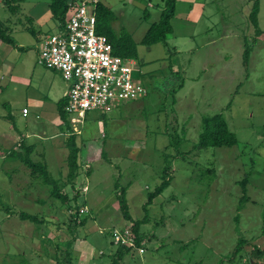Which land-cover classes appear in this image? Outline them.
<instances>
[{"label": "rangeland", "instance_id": "1", "mask_svg": "<svg viewBox=\"0 0 264 264\" xmlns=\"http://www.w3.org/2000/svg\"><path fill=\"white\" fill-rule=\"evenodd\" d=\"M148 1L111 0L110 7L117 15L113 27L129 32L137 44L132 76L147 95L106 114H87L76 138L80 170L74 185L66 184L68 148L60 138L29 154L59 181L64 203L49 196L42 177L4 151L11 145L0 146V264H264V257L251 262L247 252L250 245L264 246V0L257 39L248 20L251 0H191L189 11L196 15L187 22L171 19L167 46H144L140 40L161 12L159 1L150 7ZM4 7L0 21L8 15ZM246 45L251 52L244 65ZM9 112L0 98L1 120L24 125ZM216 114L238 143L196 147L202 119ZM7 125L0 121L1 129ZM11 133L6 129L4 137ZM166 168L169 187L144 210L147 193ZM85 175L88 184L82 186ZM245 178L248 201L238 209ZM124 187L132 220L146 218L140 227L145 253H128L117 262L111 255L118 247L107 231L130 224L117 203ZM79 191L85 197L73 199ZM75 206L87 209L78 214L79 221L87 217L82 226L70 225ZM20 213L38 221L20 219ZM239 239L248 244L232 257Z\"/></svg>", "mask_w": 264, "mask_h": 264}, {"label": "crops", "instance_id": "2", "mask_svg": "<svg viewBox=\"0 0 264 264\" xmlns=\"http://www.w3.org/2000/svg\"><path fill=\"white\" fill-rule=\"evenodd\" d=\"M10 2L17 7L16 11L11 13L4 7L8 15L1 22L7 28L15 45L0 41V98L2 105L9 109V113L14 117H20L24 125L21 127L17 124L7 125L0 118V121L7 125L3 129L0 128V146L11 145L4 150L6 152L17 149L31 155L43 151L39 148L37 150L36 146L56 145L59 138L65 145L70 136L68 126L59 115V106L62 104L66 106L67 103L68 85L59 72L46 69L37 63L39 44L45 36L51 34V30L59 29L58 23L49 12L48 2L44 3L43 0ZM150 2L152 3V0L147 3L149 7ZM106 5L112 7L111 0L109 5L107 3ZM192 7L191 0H176L174 20L189 21L196 15L189 11ZM189 37L192 39L193 36ZM125 104L128 103L121 106ZM23 109L27 110L25 116L22 113ZM6 129L13 131L7 139L4 137ZM83 129L80 136L83 135ZM85 179L86 182L82 186L88 184V177ZM85 194L82 193L84 197Z\"/></svg>", "mask_w": 264, "mask_h": 264}, {"label": "built area", "instance_id": "3", "mask_svg": "<svg viewBox=\"0 0 264 264\" xmlns=\"http://www.w3.org/2000/svg\"><path fill=\"white\" fill-rule=\"evenodd\" d=\"M68 12L56 33L43 38L37 63L57 71L68 85L67 103L70 135H80L88 112L108 113L124 103L143 99L147 89L133 79L136 60L113 54L104 35L96 33L98 0H65ZM120 104V105H119ZM23 115L27 110L23 109ZM87 211L83 208L79 214ZM111 244L141 257L145 243L136 244L130 228L113 229Z\"/></svg>", "mask_w": 264, "mask_h": 264}, {"label": "trees", "instance_id": "4", "mask_svg": "<svg viewBox=\"0 0 264 264\" xmlns=\"http://www.w3.org/2000/svg\"><path fill=\"white\" fill-rule=\"evenodd\" d=\"M10 1H13L15 3V0H2V5L5 6V8L13 13L16 11V6H13ZM159 1L161 5V12H160V18L157 22L152 23L151 26L147 29L144 36L140 40V44L144 46H152L156 44H163L164 46H167L166 38L169 34L172 33V26H171V19L174 16L175 11V3L176 0H157ZM48 8L49 12L52 16V18L55 20V22L58 23V25L64 24L67 12H68V5L65 0H48ZM259 11V0H251V8L248 15L249 23L252 25L254 30V36L257 39V37H260L262 34V31L258 27L257 22V15ZM95 13H96V33L100 35H104L109 43L112 46L113 54L116 56H119L124 59H137V44L134 42L132 35L124 30L123 28H120L119 30H116L113 25L117 21V15L111 10L109 6H107L105 3L98 0L95 7ZM0 41L15 45L12 38L9 36L7 28L4 26V24L0 21ZM255 41V40H254ZM248 47V48H247ZM251 52V48L246 45L244 52H243V63L244 65H247L249 60V54ZM171 74H175L178 76L179 72L176 70L170 71ZM182 81L179 83V85L172 90V96L173 93L177 92L178 89L182 87ZM65 105L62 104L59 106V115L60 118L65 122V124L68 126L69 130L71 131V128L69 126L68 116L64 111ZM101 113V112H100ZM106 114V113H102ZM76 135H70L66 142L65 146L68 148V155L66 158V166L68 169V174L66 176V184L74 185L76 183V179L79 176V164H78V153L79 149L76 146ZM238 143L236 135L230 131L228 128V125L225 121V119L222 117L221 114H216L211 117L203 118L202 119V126H201V132L199 133L198 137V143L196 144V147L208 149V148H221V147H233ZM10 157L14 159H19L23 162V164L30 170V173L33 176L42 177V183L48 187H50L49 196L52 198H58L61 200V202H65L67 200L66 195H62L60 193L59 189V181L52 178V176L47 172L46 166L39 162H33L29 157V152H19L16 150H12L9 152ZM248 178H245L240 182L242 189V193L244 195L239 198L238 200V209H241L244 204L248 201V198L246 197L245 193V186L248 183ZM161 182L156 186V188L147 193V201L144 205V210H147L148 206H150L154 199L161 196L166 190L170 183H171V176L169 175L168 169L166 168L163 171V174L161 176ZM127 187H124L121 189V192L119 197L117 198L118 207L121 211L122 218L127 221L129 227L132 231V233L135 236L136 244L139 245L141 241H143L145 234L140 232V227L142 224L146 222V218L133 221L132 217L129 213L128 205L125 198V191ZM244 191V192H243ZM80 191L77 193V195L74 196L73 199H76L80 195ZM82 195V194H81ZM86 206V205H85ZM85 206L78 207L75 206L73 210L69 214V221L71 226H82L86 224L87 217H83L82 220L79 221V211L84 208ZM86 208L89 211L88 206ZM20 219L30 220V221H38L34 216L26 215L23 213L19 214ZM261 221H262V227H261V236L264 239V204L262 208V214H261ZM124 227V228H125ZM71 228V227H70ZM122 228V229H124ZM113 229L118 228H110V230L107 231V234L109 236L111 235V231ZM73 240H69L68 245H70V242ZM245 242V243H244ZM245 244H248L246 240L239 239L234 250L232 251V257L239 253L241 250H243V247ZM250 245V244H249ZM118 250H116L115 253H113L111 258L113 261H119L122 260V258L129 253L128 249H125L123 247H118ZM248 252V259L255 263L256 259H262L264 257V246L262 248H259L258 245H250V250Z\"/></svg>", "mask_w": 264, "mask_h": 264}]
</instances>
